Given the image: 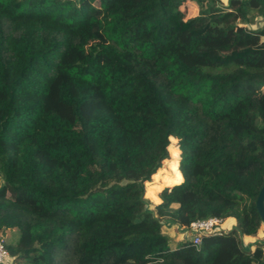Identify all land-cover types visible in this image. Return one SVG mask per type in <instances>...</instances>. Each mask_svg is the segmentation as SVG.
<instances>
[{"label": "trees", "instance_id": "1", "mask_svg": "<svg viewBox=\"0 0 264 264\" xmlns=\"http://www.w3.org/2000/svg\"><path fill=\"white\" fill-rule=\"evenodd\" d=\"M263 87L264 0H0L6 264L262 262ZM209 217L234 226L162 229Z\"/></svg>", "mask_w": 264, "mask_h": 264}, {"label": "rangeland", "instance_id": "2", "mask_svg": "<svg viewBox=\"0 0 264 264\" xmlns=\"http://www.w3.org/2000/svg\"><path fill=\"white\" fill-rule=\"evenodd\" d=\"M220 4H225V0H217ZM189 14H195L196 8L194 5L190 4L188 7ZM258 25V23H256ZM255 24H253L254 27ZM256 26V25H255ZM264 90V87H263ZM172 152H169V156L166 160H164L157 171L151 176L150 181L145 183V193H144V210L151 211L153 205L158 201L157 192L163 185H170L174 182H177L181 179L180 174L176 168L177 165V154L175 147ZM231 222V220H230ZM224 224H228L229 221L223 222ZM234 226V223L231 222V227ZM229 229V226L225 227ZM162 229L164 233H166L172 241V245H175L177 241L182 240L183 238L189 237L187 230L184 228H180L175 224L170 223L169 221L162 222ZM242 242V236H239ZM254 239L255 241H250ZM246 242H243L246 248H250L252 244L255 242H263L264 243V226L258 229L256 234L248 236ZM250 244V245H249Z\"/></svg>", "mask_w": 264, "mask_h": 264}, {"label": "built area", "instance_id": "3", "mask_svg": "<svg viewBox=\"0 0 264 264\" xmlns=\"http://www.w3.org/2000/svg\"><path fill=\"white\" fill-rule=\"evenodd\" d=\"M222 223L223 220L219 218L209 217L190 222L186 230L189 235V239L194 245H196L199 242L201 234L221 229ZM7 260L8 253L4 247L3 240L0 239V264H6Z\"/></svg>", "mask_w": 264, "mask_h": 264}, {"label": "water", "instance_id": "4", "mask_svg": "<svg viewBox=\"0 0 264 264\" xmlns=\"http://www.w3.org/2000/svg\"><path fill=\"white\" fill-rule=\"evenodd\" d=\"M254 208L257 212L260 223L264 226V180L255 197ZM258 264H264V260Z\"/></svg>", "mask_w": 264, "mask_h": 264}, {"label": "crops", "instance_id": "5", "mask_svg": "<svg viewBox=\"0 0 264 264\" xmlns=\"http://www.w3.org/2000/svg\"><path fill=\"white\" fill-rule=\"evenodd\" d=\"M230 220H231V222H233L232 221V219H230V218H228V219H226V220H224L223 222H227V221H229V223L228 224H224V223H222V227L224 228V229H226L225 227H227V225L229 226V228H231V222H230ZM243 238H242V242H246V241H249V240H246L247 238H248V236H242ZM250 241H255L254 239H252V240H250ZM250 245V244H249ZM252 247V246H251ZM250 247V248H251Z\"/></svg>", "mask_w": 264, "mask_h": 264}]
</instances>
